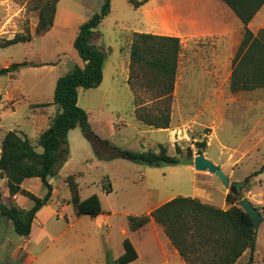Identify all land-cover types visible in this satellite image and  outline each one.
Masks as SVG:
<instances>
[{
	"label": "rangeland",
	"instance_id": "1",
	"mask_svg": "<svg viewBox=\"0 0 264 264\" xmlns=\"http://www.w3.org/2000/svg\"><path fill=\"white\" fill-rule=\"evenodd\" d=\"M162 1L149 0L148 5L135 9L128 0H111V13L97 31L103 35L102 44L111 47L113 53H106L100 87L79 91V106L88 113L90 125L100 138L133 151H158L159 145H166L168 154L178 156L181 162L148 166L123 158H104L108 157L109 151L97 150L79 127L71 130L69 154L58 166L56 175L49 178L54 187L51 202L38 213L46 223L48 235L35 225L32 235L19 236L12 222L1 218L0 264H109L108 257L114 260L124 253L125 238L130 239L140 252L141 264L163 262V243L167 240L163 231L159 230L160 237L153 225L132 231L128 218L149 215L178 196L202 197L218 207L226 205L223 193H229L231 188L225 187L217 175L196 171L194 164L185 162L188 148L195 157L200 151L196 142L203 141L206 143V148L202 149L205 156L221 165L231 184L246 182L239 197L246 198L250 194V202L263 215L256 232L255 264H264V172L251 176L264 165V97L255 100L237 97L226 114L211 116L204 110L193 115L190 123L172 132L149 127L137 118V111L152 110L155 99L153 93L142 88L133 89L126 81L125 61L129 52L126 55L123 52V40L133 32L158 33L159 21L147 11ZM102 3L103 0H62L58 25L50 33L38 37L36 0H0V45L16 34L34 36L32 42L0 48V70L24 61L53 63L22 68L14 76H0L2 134L20 129L37 151L42 152L37 139L47 125L45 115H56L58 107L40 105L53 101L60 77L76 66H84L85 62L73 46V27L99 12ZM261 16H264V10ZM203 43L200 40L193 46L201 47ZM177 91L174 89L172 95L171 112L174 103L180 99L179 87ZM260 92L264 94V89ZM238 101L247 102L245 108H240ZM175 116L180 119L179 114ZM177 147L182 150L181 155H177ZM70 175L77 176L83 199L92 194L99 196L102 215H106L102 216L103 220L75 214L65 183ZM108 181L112 186L109 194L103 191V185ZM24 187L41 197L47 193L38 178L27 179ZM4 189L7 191L5 182L0 180V192ZM24 242L28 254L23 246L19 248ZM248 258L249 253H245L237 264H245Z\"/></svg>",
	"mask_w": 264,
	"mask_h": 264
},
{
	"label": "trees",
	"instance_id": "2",
	"mask_svg": "<svg viewBox=\"0 0 264 264\" xmlns=\"http://www.w3.org/2000/svg\"><path fill=\"white\" fill-rule=\"evenodd\" d=\"M38 24L36 35L47 34L54 26L60 0H36ZM244 25V37L233 60L230 79L232 93L264 89V28L254 34L249 23L264 5V0H223ZM149 0H128L135 9H140ZM111 13V0H103L99 12L94 13L78 30L73 46L85 62L83 67L76 66L56 82L53 101L41 104L42 107L56 105L58 111L49 120L47 128L39 135L38 152L29 137L17 130L5 133L0 151V179H6L9 203L2 200L0 192V219L12 222L16 234L29 237L37 213L49 205L54 187L49 182L57 168L69 154V132L79 127L90 139L97 150L109 151L104 158H123L148 166L177 165L178 156H170L166 145L159 150H124L108 140L100 138L92 129L88 113L79 106V90L98 88L103 82L106 52L92 44V38L103 20ZM30 33L16 34L6 40L0 48L19 43L32 42ZM130 75L128 83L133 89L142 88L153 93L154 107L148 111H137L142 123L155 129H169L172 122L171 101L178 75V61L181 52L179 38L148 33L133 32L129 36ZM112 52L111 49L108 50ZM53 63L24 61L14 63L0 70V76H14L22 68L37 67ZM201 149L206 143L196 142ZM177 155L182 150L177 147ZM200 151L198 153H200ZM188 165H193L194 154L187 150ZM264 172V165L251 176ZM76 175H70L65 183L69 187L74 212L77 216L96 217L103 213L97 194L83 199L79 192ZM38 178L46 188L44 196H38L23 187L27 179ZM103 191L112 192L110 181L103 185ZM16 195L26 197L32 206L21 208L14 202ZM243 197L231 190L226 195L228 207L223 209L204 202L198 197L178 196L155 208L149 215L128 218L132 231H137L154 220L161 226L172 246L187 264H237L239 259L249 253L245 264H255L257 233L249 215L240 206ZM124 253L109 264H129L138 258L136 248L130 239L123 241Z\"/></svg>",
	"mask_w": 264,
	"mask_h": 264
},
{
	"label": "crops",
	"instance_id": "3",
	"mask_svg": "<svg viewBox=\"0 0 264 264\" xmlns=\"http://www.w3.org/2000/svg\"><path fill=\"white\" fill-rule=\"evenodd\" d=\"M61 1L62 0L58 3L54 26L48 33L54 30L59 23V5ZM263 10L264 5L248 25V28L254 34H257L264 28V16H261ZM147 13L148 15H153L157 18L160 27V31L158 33L153 31L148 34L179 38L181 42V52L178 61V75L175 85L176 93L178 92V87L180 89V99L177 103H174V107L172 108L171 127L169 129L159 130L172 132L176 128H181L182 126L190 123L193 115L199 114L204 110L211 116L214 115L218 117L223 113L226 114L228 109L232 106L231 104L235 103L237 100V97L244 100H255L262 96L264 97V94L260 92L263 89L243 91L239 92V94L232 93L230 90L233 60L242 43L245 29L241 20L223 0H163L160 4H157L149 9ZM69 18H73V16H70ZM87 20L88 19L83 21L81 20L76 24V27H73V40H75L77 36L79 27ZM69 23L70 21L67 25H69ZM129 36L130 35L123 40V52L125 55L129 52ZM102 38L103 35L96 31L91 40L92 44L98 47L101 51L109 53L108 50H112V48L104 46L102 44ZM200 40H203L204 43L201 47L198 46V44L195 45V49L193 43L199 42ZM111 53H113V50ZM125 62L127 67V81L129 78L130 53L129 58H127ZM98 88L91 90H97ZM246 104L247 102L238 101L240 108H245ZM177 114L180 115V119L175 118V115ZM45 116L47 125L43 130L47 128L50 118L54 115ZM0 127H2V125H0ZM18 131L21 130L19 129ZM2 133V130H0V151L2 139L5 135V133ZM218 166L221 167V165ZM0 180L5 182V186L7 188L6 179ZM25 183L26 180L23 183V187L25 186ZM1 194L4 201L9 199L8 191L5 189L1 192ZM223 194L226 199L228 192L224 191ZM247 197L251 198V195L247 194ZM198 198L202 199V197ZM13 200L21 208H30L32 206L29 205L28 199L22 195H16ZM203 201L210 203L205 200ZM221 208L226 209L227 204ZM38 213L33 223L31 235L34 232L36 225V227H38L40 231L42 233L44 232L47 236L48 232L45 230L46 223L39 218ZM53 214L55 213L53 212ZM148 225H153V227H155L154 231L157 236L160 237V229L166 236L163 228L154 220H150L143 228ZM166 239L167 240L163 243V247L165 248L163 262L159 264H187L180 256L179 252L172 246L167 236ZM22 246L27 252V243H20L19 248ZM134 247L136 248V246ZM136 251L138 253V258L129 264H141L142 256L137 248ZM32 259L33 258H30V260Z\"/></svg>",
	"mask_w": 264,
	"mask_h": 264
},
{
	"label": "water",
	"instance_id": "4",
	"mask_svg": "<svg viewBox=\"0 0 264 264\" xmlns=\"http://www.w3.org/2000/svg\"><path fill=\"white\" fill-rule=\"evenodd\" d=\"M194 169L196 171L199 172H208V173H212L217 175L220 180L223 182V184L225 185V187H230L231 191L240 196L241 194V188L246 184V182H233L231 184L228 176L226 175V173L224 172V170L216 165L212 160L208 159L205 156L204 151L201 149L200 153H198L195 157H194ZM240 206L243 208V210L249 215L251 221L254 224V229L257 232L259 229V226L261 224V222L263 221V215L260 212V210H258L249 200V198H243L240 202ZM102 216H106V215H102L98 214L96 217L98 220H103Z\"/></svg>",
	"mask_w": 264,
	"mask_h": 264
}]
</instances>
